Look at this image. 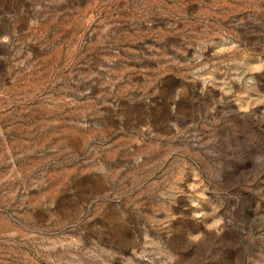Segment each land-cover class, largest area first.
I'll use <instances>...</instances> for the list:
<instances>
[{"label":"rangeland","instance_id":"obj_1","mask_svg":"<svg viewBox=\"0 0 264 264\" xmlns=\"http://www.w3.org/2000/svg\"><path fill=\"white\" fill-rule=\"evenodd\" d=\"M0 264H264V0H0Z\"/></svg>","mask_w":264,"mask_h":264}]
</instances>
